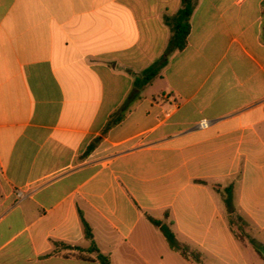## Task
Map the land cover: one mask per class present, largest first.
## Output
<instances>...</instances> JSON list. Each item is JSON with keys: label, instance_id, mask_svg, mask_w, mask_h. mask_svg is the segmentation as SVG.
Listing matches in <instances>:
<instances>
[{"label": "crops", "instance_id": "crops-1", "mask_svg": "<svg viewBox=\"0 0 264 264\" xmlns=\"http://www.w3.org/2000/svg\"><path fill=\"white\" fill-rule=\"evenodd\" d=\"M180 8L0 0V264H100L81 213L112 264H264L215 189L264 247V0H196L186 48L108 128Z\"/></svg>", "mask_w": 264, "mask_h": 264}, {"label": "trees", "instance_id": "trees-1", "mask_svg": "<svg viewBox=\"0 0 264 264\" xmlns=\"http://www.w3.org/2000/svg\"><path fill=\"white\" fill-rule=\"evenodd\" d=\"M195 6H196V0H181V8L179 9L175 17L170 21L173 34L169 41L165 54L159 60H157L153 65H151L146 70H144L141 76L136 77L135 82H134L135 90L131 93L129 98L122 105L121 110L117 114L114 121L109 123L108 128L111 125H117L118 123L122 121V119L125 116V111L137 99H139L140 97L139 93L143 89V87L147 86L155 78H157L161 70L167 65L169 56L177 51H182L186 48L188 44V38L191 33V22L190 21H191L193 12L195 10ZM91 149H92V146L89 148V150ZM215 189L217 192H219L222 195L224 204L226 206L227 213L229 214V217L237 215L236 219L238 222H240V230L242 234L246 237L248 242L255 248V250L261 256V258L264 259V254H263L264 247L261 246L255 239H253L248 234L247 232L248 224L245 222V220L240 215L237 214V209L235 205V186L233 184L225 188H222L221 186H216ZM81 219L83 223L85 238L90 243V246L86 251L89 253L95 254L96 260L100 264H112L110 257L107 255H104L99 250L94 240V234H93L92 227L84 219L82 213H81ZM149 220L151 221V223H153L155 226L161 229L162 233L164 234L172 250L179 252L182 256H184L187 259L192 258L195 261L200 262L199 255L195 253H190L186 247L182 246L179 243V241L176 238L175 233L171 230L168 224L164 223L161 220L154 219L152 217H149ZM230 224H231V220H230ZM243 225L247 227L246 230L243 229ZM231 227H232V224H231ZM237 238L243 241L241 237L237 236ZM56 245H60V244H56ZM61 245L67 249H75L77 251H83L82 248L80 247L71 248L70 246H65V244H61Z\"/></svg>", "mask_w": 264, "mask_h": 264}, {"label": "rangeland", "instance_id": "rangeland-1", "mask_svg": "<svg viewBox=\"0 0 264 264\" xmlns=\"http://www.w3.org/2000/svg\"><path fill=\"white\" fill-rule=\"evenodd\" d=\"M160 89V84L156 83L154 86L150 87L146 93L147 95H151V94H155L156 92H158V90ZM237 216V215H236ZM236 216H230V220H231V224H232V228L235 231V233L237 234L238 237H241L243 239V242H247L248 240L246 239V237L242 234L241 230H240V222L237 221V217ZM243 229L246 230L247 227L243 225Z\"/></svg>", "mask_w": 264, "mask_h": 264}, {"label": "water", "instance_id": "water-1", "mask_svg": "<svg viewBox=\"0 0 264 264\" xmlns=\"http://www.w3.org/2000/svg\"><path fill=\"white\" fill-rule=\"evenodd\" d=\"M263 254H264V252H263Z\"/></svg>", "mask_w": 264, "mask_h": 264}]
</instances>
